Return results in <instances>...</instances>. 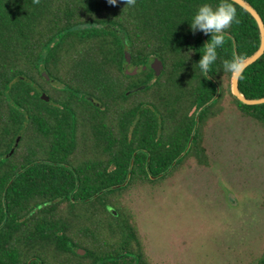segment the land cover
<instances>
[{
  "label": "trees",
  "instance_id": "trees-1",
  "mask_svg": "<svg viewBox=\"0 0 264 264\" xmlns=\"http://www.w3.org/2000/svg\"><path fill=\"white\" fill-rule=\"evenodd\" d=\"M248 1L264 21V0ZM205 2L219 0H0V264H151L125 192L204 163L205 124L226 95L264 128V103H241L223 70L259 47L258 25L231 0L238 23L201 72L204 33L189 22ZM239 87L264 96V54Z\"/></svg>",
  "mask_w": 264,
  "mask_h": 264
},
{
  "label": "rangeland",
  "instance_id": "rangeland-1",
  "mask_svg": "<svg viewBox=\"0 0 264 264\" xmlns=\"http://www.w3.org/2000/svg\"><path fill=\"white\" fill-rule=\"evenodd\" d=\"M215 112L204 163L189 157L124 194L151 264H255L264 253V128L230 95Z\"/></svg>",
  "mask_w": 264,
  "mask_h": 264
},
{
  "label": "clouds",
  "instance_id": "clouds-1",
  "mask_svg": "<svg viewBox=\"0 0 264 264\" xmlns=\"http://www.w3.org/2000/svg\"><path fill=\"white\" fill-rule=\"evenodd\" d=\"M135 2L136 0H125V4L129 6H134ZM108 3L115 5L117 0H108ZM234 22L238 23V20L236 9L231 0H219L215 6L205 2L196 8L189 22L191 31L210 35V39L203 45L205 46L204 51L197 62L201 72H210L211 66L216 63L217 49L223 46L225 34ZM192 51L195 50H189V52ZM244 65L243 58L233 57L223 62V70L232 76L239 77L243 72Z\"/></svg>",
  "mask_w": 264,
  "mask_h": 264
},
{
  "label": "water",
  "instance_id": "water-1",
  "mask_svg": "<svg viewBox=\"0 0 264 264\" xmlns=\"http://www.w3.org/2000/svg\"><path fill=\"white\" fill-rule=\"evenodd\" d=\"M233 2H236L237 4H239L240 6H242L245 10H247L255 19L257 25H258V28H259V32H260V44H259V47L252 53L250 54L249 56L243 58V60L245 61V65H244V68H243V71L249 66L251 65L252 63H254L255 61H257L263 54H264V21H263V18L261 16V14L259 13V11L251 4V2H249L248 0H232ZM230 35V34H228ZM203 39H204V42L206 43L207 42V39H206V35L204 34L203 35ZM234 47H236V43H235V40H234ZM235 54H237L236 52V49H235ZM125 58H126V61L127 63H131L132 59H131V56L129 54V52H126L125 53ZM151 67L155 70L156 74H160L163 67H164V64H163V61L161 59H159L158 57L154 58V60L151 62ZM138 70V67H134L133 70H130L129 68L126 69V73H136ZM243 73V72H242ZM47 78L49 79V77L47 76ZM213 82H215L216 84V81L214 78L212 77H209ZM239 77H235V76H231V80H230V87H231V92L232 94L243 104H248V105H255V104H262L264 103V96H258V97H248L245 95V93L240 89L239 87ZM218 90H219V87H218ZM42 98L46 99V100H49V96L43 92L42 93ZM216 100V97L212 99V101H215ZM199 123V116H197L196 118V124ZM19 138L17 139V142H18ZM192 140H193V137L191 136L187 142V145L184 149V151L177 157V159L183 157L190 149L191 147V143H192ZM136 153H134L135 155ZM176 159V160H177ZM176 160L172 163V165L175 164ZM41 162L40 160H37L36 163H39ZM33 163L25 166L24 169H28ZM133 165V160L131 161V167ZM171 168V167H170ZM169 168V169H170ZM24 169L20 170L18 172V174H20ZM162 174H157V175H153L149 172V176L151 178H156V177H159L161 176ZM131 176V172L128 173V176L126 178V180L123 182V183H120V184H117V185H113L112 188H119V187H123L125 186L128 181H129V178ZM14 178H12L8 185H10L12 183ZM73 200H77L75 198L72 197ZM85 200H89V198L85 199ZM78 253L80 254H84L85 253V250L82 249V248H78ZM123 255H120L118 256V258L120 259ZM38 261L39 264H42V261L39 257H32L30 259L29 262L31 261Z\"/></svg>",
  "mask_w": 264,
  "mask_h": 264
}]
</instances>
